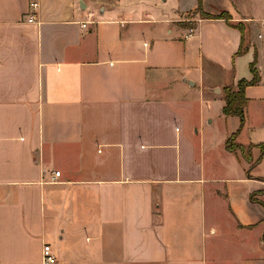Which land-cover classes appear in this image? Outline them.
I'll list each match as a JSON object with an SVG mask.
<instances>
[{
	"label": "crops",
	"instance_id": "1",
	"mask_svg": "<svg viewBox=\"0 0 264 264\" xmlns=\"http://www.w3.org/2000/svg\"><path fill=\"white\" fill-rule=\"evenodd\" d=\"M221 1L0 0V264H264V0Z\"/></svg>",
	"mask_w": 264,
	"mask_h": 264
},
{
	"label": "trees",
	"instance_id": "2",
	"mask_svg": "<svg viewBox=\"0 0 264 264\" xmlns=\"http://www.w3.org/2000/svg\"><path fill=\"white\" fill-rule=\"evenodd\" d=\"M204 0H199V6L196 10L197 13L201 15V18L204 19H213L217 17H212L205 13L202 9V3ZM228 14H221L220 18H226L224 16H227ZM229 16V15H228ZM227 16V17H228ZM191 26H195V24H192ZM242 32V45L239 49V54H244L247 52L248 47L245 46V34H246V28L242 23H239L236 25ZM250 70L253 75V78L251 80L241 79L237 85L235 86H227L223 89L224 93V100L225 105L223 107V114L226 116H237L239 117L241 121L240 128L236 133H233L226 142V148L229 152L235 153L236 151L240 150L243 154V156L248 160L251 161V150L253 148L252 145L248 146V151L243 145H240L236 142V138L238 134L240 133L241 129L243 128L246 120V106L249 101V99L246 96V89L249 86L257 85L261 81V76L259 73V70L257 68V61L256 59L253 60L250 64ZM262 152L264 148L261 146ZM260 162V160L257 161V163ZM253 200V197H252Z\"/></svg>",
	"mask_w": 264,
	"mask_h": 264
},
{
	"label": "rangeland",
	"instance_id": "3",
	"mask_svg": "<svg viewBox=\"0 0 264 264\" xmlns=\"http://www.w3.org/2000/svg\"><path fill=\"white\" fill-rule=\"evenodd\" d=\"M222 1L221 0H210V1H208L207 3H206V5H208V9H206V5H205V0L203 1V3H202V9H203V11H212L214 8H219L221 5H220V3H221ZM182 12H183V10H182ZM199 14V13H198ZM222 14H226V13H222ZM187 14H184V16H186ZM200 15V14H199ZM201 16V15H200ZM228 16V15H227ZM227 16H224V17H226V18H229V17H227ZM188 17H192V15H189ZM254 54V53H253ZM255 59V55L253 56V60ZM251 64V63H250ZM247 80V79H246ZM198 88V87H197ZM192 95H194L195 96V98L197 99V98H199V94L197 93V91H193V94ZM196 102H197V100H196ZM197 114V111L196 110H194V114ZM198 115V114H197ZM254 115V114H253ZM210 129L209 130V135H211L214 131H216V128H218V123L217 122H215V124H214V126H212V125H208V123H205V130L206 129ZM245 148H246V150L248 151V146H244ZM236 152H240L241 154H242V152L240 151V150H238V151H236Z\"/></svg>",
	"mask_w": 264,
	"mask_h": 264
},
{
	"label": "built area",
	"instance_id": "4",
	"mask_svg": "<svg viewBox=\"0 0 264 264\" xmlns=\"http://www.w3.org/2000/svg\"><path fill=\"white\" fill-rule=\"evenodd\" d=\"M37 4L36 3H32L31 7L32 9H36L37 8ZM35 21V17L33 15H30L29 17V22L32 23ZM87 24H83V27H86ZM261 27L264 28V21H262L260 23ZM55 178L56 177H60L61 176V172L57 171L55 172ZM43 261L44 264H55L56 263V259L54 257V253H53V249L49 244H45L43 247Z\"/></svg>",
	"mask_w": 264,
	"mask_h": 264
},
{
	"label": "water",
	"instance_id": "5",
	"mask_svg": "<svg viewBox=\"0 0 264 264\" xmlns=\"http://www.w3.org/2000/svg\"><path fill=\"white\" fill-rule=\"evenodd\" d=\"M217 92H220V89H217Z\"/></svg>",
	"mask_w": 264,
	"mask_h": 264
}]
</instances>
